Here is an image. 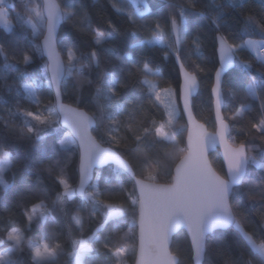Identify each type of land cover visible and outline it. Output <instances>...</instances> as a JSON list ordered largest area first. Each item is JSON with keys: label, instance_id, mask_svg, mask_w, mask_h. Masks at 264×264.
Here are the masks:
<instances>
[{"label": "snow or ice", "instance_id": "snow-or-ice-1", "mask_svg": "<svg viewBox=\"0 0 264 264\" xmlns=\"http://www.w3.org/2000/svg\"><path fill=\"white\" fill-rule=\"evenodd\" d=\"M109 3L124 17L126 26L121 30L102 17L111 30L105 34L93 27L84 0H77L75 9L72 0H20L23 13L16 19L29 37L28 43L0 41V89L17 93L14 103L0 100V112L6 114L0 115V185L14 189V203L23 209L28 228L35 224L44 231V243L27 244L33 264H59L66 243L71 245L69 256L75 258V264H126L123 257L129 249L125 244L130 242L129 234L135 237L137 227L136 264H180L170 246L173 234L185 230L197 264L206 254L209 237L225 230H234L240 251L233 255L231 246L221 238L217 244L221 264H264V164L251 154L257 147L253 142L260 141L264 157V83L258 85L252 75L253 68L264 69V0H260L258 14L241 12L239 38L229 29L220 5V11L211 17L215 26L211 59L219 65L211 86L213 133L197 123L194 114L195 93L208 58L204 40L199 34L191 35L188 23L191 15L208 19L206 11L197 9V0H165L159 12V0ZM129 3L135 5L134 11L128 10ZM9 13L7 0H0V21L6 32L15 27ZM77 18L78 23L74 22ZM62 21L87 38V51L60 27ZM117 38L135 54L125 51L118 55L105 46ZM187 44L194 48L186 49ZM157 45L161 47H154ZM149 50L163 51V61L178 65L175 89L154 82L161 73L152 70L154 58ZM247 50L255 55L246 63L240 57ZM36 57L43 60L42 65L36 66ZM15 65L21 67L9 82L8 70ZM230 67L244 72L246 88L225 89L223 77ZM85 90L89 92L86 102L82 98ZM226 92L243 96L239 107H229ZM66 99L87 110L66 104ZM161 109L158 120L153 110L160 113ZM185 117L187 123L181 125L179 121ZM180 131L188 133L183 148L175 139ZM52 137L62 148L75 145L78 184L66 178L71 157L50 155ZM217 145L224 149L227 179L217 174L209 159ZM9 149L22 152L19 161L11 164V185L3 176L13 159ZM158 149L182 154L174 175L168 166L165 174L171 176V183L166 185L157 183L153 174L162 167ZM113 164L109 176L96 171L97 166ZM251 165L261 169L257 179L249 173ZM45 173L53 178L54 188L42 186ZM145 174V179H137ZM125 176L132 182L131 190L121 181ZM237 185L247 186L243 201ZM246 211L256 219L250 220ZM99 217L102 220L93 223L85 235L84 220ZM58 225L67 227L66 239L62 232L54 231ZM124 227L128 232L120 235ZM6 241L10 246L0 251V264H19L13 257L24 251L21 230L5 231L0 245Z\"/></svg>", "mask_w": 264, "mask_h": 264}, {"label": "trees", "instance_id": "trees-1", "mask_svg": "<svg viewBox=\"0 0 264 264\" xmlns=\"http://www.w3.org/2000/svg\"><path fill=\"white\" fill-rule=\"evenodd\" d=\"M10 7V17L12 18V24L15 26L14 30L12 32H6L5 28L3 26H0V41L3 42H13L15 40H20L22 44H27L29 37L25 35L23 31L20 30L18 22H17V16L18 14L23 13V8L20 7V0H7ZM165 3V0H159L160 9L161 11L163 8V5ZM243 4V6H242ZM84 5L88 10V14L92 20L93 27H100L102 31L105 32V34L110 33V29H107L106 25L102 23V17H106L111 19L114 23L120 26L121 30L126 26L124 24V17L118 16L115 11L112 9L111 4L109 3V0H96L94 3L93 0H84ZM217 5H220L225 10V17L224 19H228V27L229 29L239 38L241 34V24L237 23L238 20H242L241 12L244 14H258L261 10L260 0H246V3L244 0H236V3L233 4L232 0H197V9L206 11L208 14V19L202 18L198 15H191L188 17V23L190 25V32L192 36H195L199 34L201 36V39L205 42V48H204V55L208 58L206 61V73L200 74V90L198 95L196 96L195 100V115L199 121L204 123L209 130L215 131V126L213 124L214 121V113L210 105V98H211V86L214 82V71L215 68L218 67V63H214L211 59L212 57V42L214 37V28L215 26L211 23V17L214 16L217 12L220 11V8L217 7ZM77 6V0H72V8L75 9ZM127 8L129 11H134L135 7L134 4L129 3L127 5ZM231 10V11H229ZM229 16L235 17V19H229ZM76 23L79 22L78 18ZM62 29H64L66 32L71 33V36L74 38L75 42L78 44V46L81 48L82 51L88 50V45L84 41L87 38H82L79 36V34L71 28L70 25H68L66 22L63 23L61 26ZM248 37H245L247 39ZM253 39H257L258 36H253ZM107 47H110L116 54L123 55L125 51H130L132 54H135L134 50L127 49L126 45L121 42L119 38L115 41L112 45H106ZM156 48H159L161 46L157 45L154 46ZM186 49H192L194 48L193 45L187 44L185 45ZM154 58V66L152 67L153 71H158L161 73L160 79H154V82L157 83L161 88H167L171 86L172 88H176L178 84V65H174L173 63L163 61L162 57L164 55L163 51H151L149 50V53ZM255 53L251 52V50L245 51V53L240 57L241 60L248 62L249 56H254ZM174 59V58H173ZM113 63H116L115 60H113ZM36 66L42 65L43 60H41L39 57H36L35 60ZM21 65H15L13 67H10L8 70V77L9 82L17 75V69H19ZM30 71H33L34 68H30ZM94 75V74H93ZM252 75L256 78L257 84L264 83V69L259 68H253ZM224 87L227 90L228 88H232L234 90H239L241 87L246 88L245 78H244V72L240 68H233L231 71H229L226 76L224 77ZM17 96V93L15 91L9 92L7 90L0 89V100H3L9 104L14 103L13 97ZM89 96V92L87 90L84 91L82 94V98L85 99V102L87 101V98ZM243 100V96H236L233 97L231 93L226 92V103L229 105V107H239L240 103L239 101ZM67 103H70L72 105H75L77 107H81L82 109L87 110L83 105H77L73 102L71 99L65 100ZM251 101H245V103H250ZM256 107L258 108V102L256 103ZM155 118L158 120L161 119V113L163 112V109H161L160 113H156L155 110H153ZM0 115H6L3 112H0ZM228 115V113H226ZM254 116L255 113H252ZM164 120L167 119L166 114L162 117ZM181 125L186 124L185 118L181 119L179 121ZM67 134V131H65L64 134L59 136V139H63L64 135ZM187 131H180L175 139L179 142V147L183 148L186 147L185 145V138H186ZM243 138V137H241ZM239 142V138L237 140V143ZM253 143L256 144V150L253 151L251 154L253 156L257 157V160L264 164V157H261L260 151H259V144L260 141H254ZM71 149V152L68 150ZM49 150L50 155L53 153L57 154V158H59V154L63 153L71 157L73 163L69 167V169L66 172V178L70 180V182H74L75 184H78V177L76 174V168L78 166V152L75 148V145H67L66 147H61V145L58 143L57 139L55 137L50 138L49 140ZM9 151L12 152L13 159L11 160V164L16 163L19 161V159L22 157V152L17 153L15 149H9ZM159 153L160 164L161 168H157L154 175L157 176V183H171V176L166 175L165 173L168 170V166H171L172 175L175 169V165L178 164L180 156L182 154H179L177 152H172L170 149H158ZM76 153V155H72V153ZM167 153V154H166ZM1 158V157H0ZM211 162L215 170L222 175L223 177H226L225 175V167L222 162V159L220 157L219 152L213 153L210 156ZM115 166H107L98 172L101 173L102 176H109ZM13 171L14 169L11 168V165L7 172L5 173V182L8 184H12V177H13ZM261 169L256 168L255 165H251L249 169V173L253 179H257L258 175L260 173ZM137 177L145 179V175H138ZM122 183L124 186L131 190L132 182L129 177L125 176L121 178ZM101 184H103V181H101ZM42 186L48 190L55 187L54 180L52 177H49L47 173H45L42 177ZM247 186L241 185L237 188H239V198L243 201L245 199L244 197V191ZM53 198H55V193H50ZM16 197L14 196V189H4L3 185H0V236L3 235L5 231H10L13 227L19 228L23 232V237L25 238V244H24V251L16 253V255L13 257V259L17 260L19 264H33L32 257L30 255V251L27 247L28 242H32L34 240H41L44 241V231L36 226L35 224L32 225L31 228H28L27 218L23 216L22 212L23 209L19 206H17L14 203V200ZM32 199V198H29ZM5 209H8L6 211ZM74 214V210H73ZM81 215L86 216V213H81ZM246 215H248V218L250 220H255V214L250 213L246 211ZM102 220V217L99 218H93L92 221H89L88 219L84 220V226H85V235L89 234L87 232V229L92 226L93 223H96L97 220ZM51 223V221H49ZM131 223V220L128 222ZM75 227V225H73ZM56 233H63L62 239H66L67 237V227L63 225H58L55 230ZM128 232V228L124 227L123 231L120 233V235H123L124 233ZM186 232H179L173 240V244L171 247L172 253L175 255H179L180 264H192V257L193 252L191 249V244L189 241V237L185 234ZM223 238L231 247L230 251L233 252V255L239 254V246L236 244V237L234 230H226L223 232H219L216 235H211L209 239L207 240V246H206V255H205V261L204 264H221L220 257L218 255L217 251V244L219 243L220 239ZM129 243L125 244V247L129 249V251L126 253V255L123 257V259L126 261V264H134L135 262V256L136 252L133 253L132 247L133 244L131 241H134L135 247L137 242V230L135 237H132L131 234H129ZM45 242V241H44ZM10 246V242H5L4 245H0V251H3L5 248ZM72 252V248L70 243H66L64 247L63 253L58 257L59 264H75V258L70 257L69 253Z\"/></svg>", "mask_w": 264, "mask_h": 264}, {"label": "water", "instance_id": "water-1", "mask_svg": "<svg viewBox=\"0 0 264 264\" xmlns=\"http://www.w3.org/2000/svg\"><path fill=\"white\" fill-rule=\"evenodd\" d=\"M63 23H64V21L61 22V26L63 25ZM61 26H60V27H61ZM41 42H42V41H41ZM233 68H234V67H230V68H228V69L226 70V73H225L224 77H225L226 74H227L229 71H231ZM224 77H223V81H224ZM199 90H200V82L198 83L197 92L195 93V96L198 95ZM65 103L71 105L72 107H77V106H75V105H72V104H70V103H67L66 101H65ZM81 109H82V108H81ZM82 110H85V109H82ZM85 111H86V110H85ZM213 113H214V111H213ZM195 117H196V115H195ZM214 118H215V114H214ZM185 121H186V123H187V119H186V117H185ZM196 121H197V123H199V124H203L205 130H206L208 133H213V132L216 131V129H215V131H211V130H209L208 127H207L204 123H202L201 121H199V120L197 119V117H196ZM187 136H188V133L186 134L185 145H187ZM223 151H224V149H223L221 146L217 145V147L211 151L210 156H211L213 153L219 152L220 157H221L222 162H223L224 167H225V172H227V165H226V163L224 162ZM210 156H209V159H210ZM210 162H211V159H210ZM178 163H179V162H178ZM211 164H212V162H211ZM107 166H109V165H101V166H97L96 171H99V170H101V169H103V168H105V167H107ZM112 166H115V165L113 164ZM212 166H213V165H212ZM213 169L215 170L214 167H213ZM215 171H216V170H215ZM216 172H217V171H216ZM174 174H175V169H174L173 175H174ZM217 174H219V173L217 172ZM219 175H220V174H219ZM221 176H222V175H221ZM222 177H223V176H222ZM223 178L227 179L228 177L226 176V177H223ZM137 179H142V178L137 177ZM159 184H161V185H166V184H169V183H166V184L159 183ZM239 186H241V185H237V186H234V187H239ZM225 231H226V230H225ZM179 232H180V231H178L177 233H174V234H173V240H174V237H175ZM185 232H186V230H185ZM188 237H189V236H188ZM189 241H190V244H191L190 237H189ZM136 244H137V245H136V249H137V251H136V256H135V262H134V264H136V261H137V259L139 258V257H138V247H139V231H138V227H137V242H136ZM171 247H172V245L170 246V251H171V253H172ZM192 252H193L192 264H197V261H196V259H195V253H194L193 250H192ZM172 254H173V253H172ZM173 255H175V254H173ZM205 255H206V254H205ZM204 261H205V256L203 257V259H202V261H201V264H204Z\"/></svg>", "mask_w": 264, "mask_h": 264}, {"label": "rangeland", "instance_id": "rangeland-1", "mask_svg": "<svg viewBox=\"0 0 264 264\" xmlns=\"http://www.w3.org/2000/svg\"><path fill=\"white\" fill-rule=\"evenodd\" d=\"M7 3H8V1H7ZM8 5H9V3H8ZM134 7H135V5H134ZM10 14V13H9ZM3 26L4 28H5V26H4V23L2 22V21H0V26ZM3 158L1 157L0 158V160H2ZM10 165H11V160L9 161V167H10ZM9 167L5 170V172H4V174H3V176H4V180H5V173L7 172V170L9 169ZM17 229H19V228H17ZM19 230H21V229H19ZM21 235L23 236V232H22V230H21ZM31 243H33V244H36V243H44V241H41V240H34V241H32Z\"/></svg>", "mask_w": 264, "mask_h": 264}, {"label": "crops", "instance_id": "crops-1", "mask_svg": "<svg viewBox=\"0 0 264 264\" xmlns=\"http://www.w3.org/2000/svg\"><path fill=\"white\" fill-rule=\"evenodd\" d=\"M2 26V25H1Z\"/></svg>", "mask_w": 264, "mask_h": 264}]
</instances>
